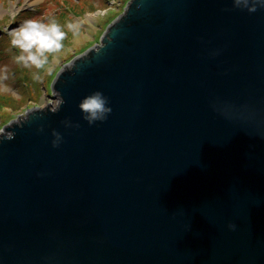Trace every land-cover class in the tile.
I'll return each instance as SVG.
<instances>
[{"label":"water","instance_id":"95a60500","mask_svg":"<svg viewBox=\"0 0 264 264\" xmlns=\"http://www.w3.org/2000/svg\"><path fill=\"white\" fill-rule=\"evenodd\" d=\"M251 2L130 0L57 72L56 107L3 127L0 264H264ZM97 92L110 111L90 120Z\"/></svg>","mask_w":264,"mask_h":264},{"label":"rangeland","instance_id":"374dc122","mask_svg":"<svg viewBox=\"0 0 264 264\" xmlns=\"http://www.w3.org/2000/svg\"><path fill=\"white\" fill-rule=\"evenodd\" d=\"M129 1L0 0V96L9 95L5 102L12 105L0 108V133L6 124L31 108L56 107L58 98L51 93V85L58 70L87 48L98 45L101 34ZM27 19L55 22L65 33L62 47L47 52L46 61L39 67L31 62L20 63V50L11 44V33Z\"/></svg>","mask_w":264,"mask_h":264},{"label":"clouds","instance_id":"9594fccd","mask_svg":"<svg viewBox=\"0 0 264 264\" xmlns=\"http://www.w3.org/2000/svg\"><path fill=\"white\" fill-rule=\"evenodd\" d=\"M248 6L249 0H244ZM264 6V0H253L249 10H255L257 6ZM65 33L55 23H44L35 19H27L11 33V44L20 50L17 60L23 63L31 62L41 66L46 61V53L62 47ZM82 111L88 114L90 120L104 119L105 113L110 111L106 106V98L99 92L88 95L79 104ZM234 226V225H230Z\"/></svg>","mask_w":264,"mask_h":264},{"label":"trees","instance_id":"16d2710c","mask_svg":"<svg viewBox=\"0 0 264 264\" xmlns=\"http://www.w3.org/2000/svg\"><path fill=\"white\" fill-rule=\"evenodd\" d=\"M65 12V11H64ZM4 25V24H3ZM61 30L64 32V30H63V27L61 28ZM12 55H16V53H12ZM20 63H23V62H21L20 61ZM0 95H2V94H0ZM6 95V94H5ZM5 95L4 96H0V108L1 109H3L4 107H6V108H8V107H10V106H12V105H10V103H6L5 101H9L8 99H10V96L8 95L7 97H5ZM6 105H5V104Z\"/></svg>","mask_w":264,"mask_h":264},{"label":"bare ground","instance_id":"6f19581e","mask_svg":"<svg viewBox=\"0 0 264 264\" xmlns=\"http://www.w3.org/2000/svg\"><path fill=\"white\" fill-rule=\"evenodd\" d=\"M1 133H2V132H1ZM1 133H0V134H1Z\"/></svg>","mask_w":264,"mask_h":264}]
</instances>
